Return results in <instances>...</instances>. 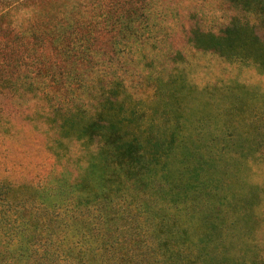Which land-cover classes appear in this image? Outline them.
Returning <instances> with one entry per match:
<instances>
[{
	"label": "rangeland",
	"instance_id": "1",
	"mask_svg": "<svg viewBox=\"0 0 264 264\" xmlns=\"http://www.w3.org/2000/svg\"><path fill=\"white\" fill-rule=\"evenodd\" d=\"M2 69L32 71L33 86L62 101L86 102L89 85L107 89L113 102L143 106L145 122L161 123L143 129L211 118L202 142L225 139L212 154L223 168L230 215L240 219L237 237L246 227L251 245L264 246V152L222 130L224 117L236 118L231 128L264 127V0H0ZM44 70H76L77 77L43 79L37 71ZM30 91L0 94L8 122L0 181L39 185L62 172L76 178L92 148L60 141L36 119L45 104ZM178 98L191 105L183 117ZM126 198L136 209L142 204L133 188ZM245 213L255 221L243 220Z\"/></svg>",
	"mask_w": 264,
	"mask_h": 264
},
{
	"label": "trees",
	"instance_id": "2",
	"mask_svg": "<svg viewBox=\"0 0 264 264\" xmlns=\"http://www.w3.org/2000/svg\"><path fill=\"white\" fill-rule=\"evenodd\" d=\"M37 72L43 79L77 77L76 70ZM32 73L0 70V94L24 88L41 94L46 113L36 119L60 141L92 149L76 178L62 172L39 185L0 181V264H264V246L251 245L246 227L237 237L240 219L231 217L232 202L222 195L223 168L212 150L225 139L202 142L211 118L143 129L161 125L145 122L143 106L113 102L94 85L84 88L81 104L54 99L33 86ZM183 100L174 101L180 117L191 106ZM235 119L223 118L229 140L246 137L264 152V127L231 128ZM132 188L142 200L138 209L126 198ZM242 218L255 221L249 213Z\"/></svg>",
	"mask_w": 264,
	"mask_h": 264
}]
</instances>
